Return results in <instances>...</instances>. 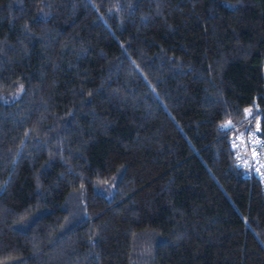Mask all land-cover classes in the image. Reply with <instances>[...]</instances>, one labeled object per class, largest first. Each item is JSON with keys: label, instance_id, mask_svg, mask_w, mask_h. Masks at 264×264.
I'll return each mask as SVG.
<instances>
[{"label": "trees", "instance_id": "16d2710c", "mask_svg": "<svg viewBox=\"0 0 264 264\" xmlns=\"http://www.w3.org/2000/svg\"><path fill=\"white\" fill-rule=\"evenodd\" d=\"M255 128L264 0H0V264H130L140 229L156 264H264Z\"/></svg>", "mask_w": 264, "mask_h": 264}, {"label": "rangeland", "instance_id": "374dc122", "mask_svg": "<svg viewBox=\"0 0 264 264\" xmlns=\"http://www.w3.org/2000/svg\"><path fill=\"white\" fill-rule=\"evenodd\" d=\"M251 108H248L249 113ZM63 209L67 211V219L62 230H68L76 223L85 218L86 210V191L84 188L72 190L64 200ZM42 211L32 217L19 222L16 226L20 229L28 228ZM165 237L155 229H140L136 231L131 250L130 264H156V252L158 245Z\"/></svg>", "mask_w": 264, "mask_h": 264}, {"label": "built area", "instance_id": "2783aa9c", "mask_svg": "<svg viewBox=\"0 0 264 264\" xmlns=\"http://www.w3.org/2000/svg\"><path fill=\"white\" fill-rule=\"evenodd\" d=\"M237 164L254 172L264 189V137L258 129L240 131L231 138Z\"/></svg>", "mask_w": 264, "mask_h": 264}]
</instances>
